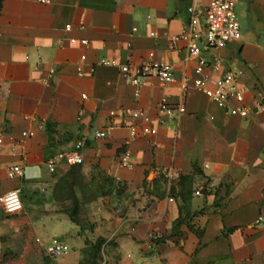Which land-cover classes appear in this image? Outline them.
<instances>
[{
    "label": "crops",
    "instance_id": "crops-1",
    "mask_svg": "<svg viewBox=\"0 0 264 264\" xmlns=\"http://www.w3.org/2000/svg\"><path fill=\"white\" fill-rule=\"evenodd\" d=\"M192 2L0 0V196L20 188L24 204L0 218V264L88 263L98 238L104 264H264V0H240L242 37L199 56L237 73L241 94L230 107L247 106L244 115L193 86L198 56L172 42ZM208 3L199 0L202 20ZM104 58L169 62L174 80L151 76L136 97ZM165 97L184 100L179 120H158ZM127 108L158 132L131 139L128 124L145 122H125ZM78 141L84 163L50 171L49 160ZM127 149L131 166L121 164ZM17 164L24 174L11 177ZM76 200L87 226L71 217ZM53 237L71 251L49 256Z\"/></svg>",
    "mask_w": 264,
    "mask_h": 264
},
{
    "label": "built area",
    "instance_id": "built-area-1",
    "mask_svg": "<svg viewBox=\"0 0 264 264\" xmlns=\"http://www.w3.org/2000/svg\"><path fill=\"white\" fill-rule=\"evenodd\" d=\"M240 0H209V3L204 12V19L202 20L199 14V0H193L189 6V22L183 29L182 33L172 37L173 44L179 40H184L187 43V51L190 57L198 56L197 64L195 66V73L197 77L193 81V86L203 90L216 104L226 109L227 113L231 115L246 114L249 111L247 106L230 107L233 100L239 98L241 91L238 88L237 73L228 70L223 71L222 60L215 57L212 61H207L199 56L204 49H216L225 46L228 43L240 39L242 37V30L237 14L236 6ZM71 25L66 26V30H70ZM204 40V47L200 45V41ZM71 43H76L78 40L75 37L70 38ZM82 45H87V39H81ZM86 55L81 56L84 61ZM101 64L118 66L122 76L136 87L135 96L139 97L141 94L140 87L146 83L151 76H157L160 83L164 86L170 84L173 78V65L169 62H151L144 61L139 65H132L130 63L119 64L116 60L102 59ZM95 68L92 67L90 73L93 74ZM211 73H217L215 79L216 86L211 89L207 86L211 80ZM80 76L85 75L83 67L78 68ZM189 87V83L184 85V89ZM86 98V95H83ZM158 120L163 123L165 118L172 117L180 119L185 111V102L180 100L176 104H172L168 98H163L159 105ZM125 115V122L127 119L138 120L142 119L145 123L139 126L136 122L128 124L130 129V138L136 139L156 134L157 127L150 124L151 117L140 110L127 108L122 111ZM2 133L0 132V137ZM106 131H98V137H105ZM84 141H78L75 147L71 150L62 151L52 157L48 166L50 171L55 172L57 164L64 162L69 166L81 165L84 163V155L82 149ZM132 153L129 149L125 150L121 155V164L123 166H131ZM24 174L21 165L17 164L10 168L11 177H21ZM4 211L7 215H16L23 210V198L20 188L8 190L1 197ZM173 200V199H171ZM71 251V247L63 242L58 237H53L45 248V252L51 257H60Z\"/></svg>",
    "mask_w": 264,
    "mask_h": 264
},
{
    "label": "trees",
    "instance_id": "trees-1",
    "mask_svg": "<svg viewBox=\"0 0 264 264\" xmlns=\"http://www.w3.org/2000/svg\"><path fill=\"white\" fill-rule=\"evenodd\" d=\"M78 215H79V203H78V200H76L72 207L71 217L73 218L74 221L80 224V219ZM105 241L106 239L104 238H98L96 242L91 243L90 247H91V252H92L91 254L93 256V259L89 260L88 262L89 264H98L99 258L102 257V247Z\"/></svg>",
    "mask_w": 264,
    "mask_h": 264
},
{
    "label": "rangeland",
    "instance_id": "rangeland-1",
    "mask_svg": "<svg viewBox=\"0 0 264 264\" xmlns=\"http://www.w3.org/2000/svg\"><path fill=\"white\" fill-rule=\"evenodd\" d=\"M5 215H6V212L4 211L1 196H0V218H3ZM78 217L83 222L82 224L87 226L84 216L79 213ZM93 239H95V238H93ZM90 253H92V252H90ZM86 264H87V262H86ZM98 264H104V261L103 260H101L100 262L98 261Z\"/></svg>",
    "mask_w": 264,
    "mask_h": 264
}]
</instances>
